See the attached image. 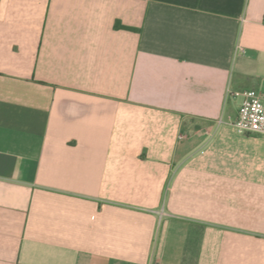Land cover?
Wrapping results in <instances>:
<instances>
[{
  "label": "crops",
  "instance_id": "1",
  "mask_svg": "<svg viewBox=\"0 0 264 264\" xmlns=\"http://www.w3.org/2000/svg\"><path fill=\"white\" fill-rule=\"evenodd\" d=\"M245 89L264 0H0V264H264Z\"/></svg>",
  "mask_w": 264,
  "mask_h": 264
},
{
  "label": "built area",
  "instance_id": "2",
  "mask_svg": "<svg viewBox=\"0 0 264 264\" xmlns=\"http://www.w3.org/2000/svg\"><path fill=\"white\" fill-rule=\"evenodd\" d=\"M229 93L230 92L229 90ZM234 95L242 96L234 118H219V122H228L242 134L264 135V103L258 92L253 89L237 90Z\"/></svg>",
  "mask_w": 264,
  "mask_h": 264
}]
</instances>
